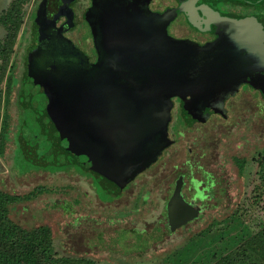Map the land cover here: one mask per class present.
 <instances>
[{
    "label": "rangeland",
    "instance_id": "1",
    "mask_svg": "<svg viewBox=\"0 0 264 264\" xmlns=\"http://www.w3.org/2000/svg\"><path fill=\"white\" fill-rule=\"evenodd\" d=\"M8 1L1 0L0 9ZM9 46L7 63L12 70L5 74L2 70L0 78V189L18 195L8 206L11 222L47 231L49 242L41 249L44 264H264L260 249L241 248L264 221V196L257 204L252 191L257 179L262 181L259 171L264 170V112L261 118L254 109L243 112L237 96L227 117L212 116L195 129L182 127L185 135L177 137L178 142L146 175L109 200L96 181L75 171L20 172L28 161L25 157L14 167L18 79L13 66L19 49L15 43ZM25 120L22 137L28 150L31 136ZM196 133L202 145H207L200 163L217 177L216 199L209 201L199 219L176 230L185 220L171 226L159 222L165 187L174 171L186 169V148L193 146ZM195 176L203 177L199 171Z\"/></svg>",
    "mask_w": 264,
    "mask_h": 264
},
{
    "label": "flooded vegetation",
    "instance_id": "2",
    "mask_svg": "<svg viewBox=\"0 0 264 264\" xmlns=\"http://www.w3.org/2000/svg\"><path fill=\"white\" fill-rule=\"evenodd\" d=\"M115 1L130 4L115 6L118 10L128 9L130 12H104L105 9L111 10ZM94 2L96 32L89 22ZM146 8L166 22V31L171 37L193 46L209 48L211 53L208 52V57L224 51L223 57L229 65L236 67L235 73L239 74L229 79L227 88L213 100L204 101L191 95L172 97V118L167 130L170 142L158 157L136 173L122 189L114 185L115 191L107 189L94 175L101 191L115 195L113 199L120 197L139 176L146 175V171L163 157L164 152L178 142L177 137L185 135L180 129H195L212 116L227 117L230 103L237 96L241 99L243 112L254 109L256 117L261 118L264 112V62L260 60L259 51L264 48V0H9L0 9V78L3 79L2 70L3 74L12 70V64L7 63L9 45L18 44L19 49L13 66L17 67L18 79V139L24 134V127L20 129L19 125H23L21 110L25 105L19 92L25 90L31 97L40 93L47 105L48 98L56 99L61 92L69 89L73 76L80 79L102 57L107 56V51H110L106 39L108 32L103 30V25L108 29L112 25L109 24L110 18L115 19L114 25L122 27L131 24L123 19L138 18L132 24L137 28L146 25ZM145 32L146 29H137L130 45L114 47L109 58L130 55L135 59H146V38H139V34L145 35ZM233 86L236 89L231 92ZM197 92L195 89L194 93ZM220 105L225 110L223 113L215 110ZM51 115L55 116V113ZM46 120L50 130L48 115ZM52 141L67 162V151L58 150L53 138ZM200 141L196 133L191 142L193 146L186 148L187 158L183 163L186 169L174 171L175 176L165 187L164 210L159 222L170 226L174 221L185 220V224L177 226L176 230L199 219L209 201L216 199L214 189L217 177L200 163L206 154L203 148L207 147ZM16 146L15 141L14 149ZM78 164L91 171L84 164ZM173 168L176 170L178 165L174 164ZM196 171L203 177H196ZM221 194L219 192V197ZM180 201L185 205L186 215L191 221H187L181 213Z\"/></svg>",
    "mask_w": 264,
    "mask_h": 264
},
{
    "label": "water",
    "instance_id": "3",
    "mask_svg": "<svg viewBox=\"0 0 264 264\" xmlns=\"http://www.w3.org/2000/svg\"><path fill=\"white\" fill-rule=\"evenodd\" d=\"M95 5L89 22L96 32ZM119 5L130 4L115 1L104 12H130L118 10L115 6ZM114 20L110 18L108 29L103 25L108 32L107 56L80 79L73 76L69 89L56 99L48 98L46 106L50 134L58 150L67 151L66 161L84 164L111 191H115L114 185L122 189L169 144L172 97L213 100L239 74L223 57L224 51L208 57L209 48L171 37L166 22L147 8L146 25L135 28L132 24L138 18L123 19L131 23L126 27L114 25ZM137 29H146L145 35L139 34L146 38V59L126 54L109 58L114 47L130 45ZM259 52L264 62V48ZM216 108L225 111L221 105ZM179 207L191 221L181 201Z\"/></svg>",
    "mask_w": 264,
    "mask_h": 264
},
{
    "label": "trees",
    "instance_id": "4",
    "mask_svg": "<svg viewBox=\"0 0 264 264\" xmlns=\"http://www.w3.org/2000/svg\"><path fill=\"white\" fill-rule=\"evenodd\" d=\"M19 95L22 101L25 102L22 108L23 110H21V117L23 120L27 118L25 120V128H27L28 133H30L29 136H31V139H28L30 142L28 150H24L25 145L23 144L22 136L16 139L17 146L12 152L14 167L17 169L20 164L19 162L25 157L28 161L20 172L27 170H43L50 173L75 171L78 174L89 176L97 182L91 171L84 169L78 163L69 164L65 162L63 153L57 151L56 145L52 141L48 122L46 120L47 105L44 103V97L40 93L39 95L34 94V97H31L25 90H22V92L20 91ZM21 127H23L22 124L19 125L20 129ZM42 151L43 153H41ZM259 172H261L262 181L260 182V180L257 179L252 186V191L254 192L253 197L257 204H260V200L263 199L264 196V193H262L264 170ZM102 193L107 195L109 200L115 197V195L110 192ZM17 199L18 195L0 189V264H44V262H42L44 252H41V249L43 250L48 245L47 243L49 240L46 233L47 231L43 228H23L11 222L8 218V206L16 202ZM102 232L103 231L100 230V239L102 238ZM110 238L111 236L108 237V239ZM112 241H114L115 244L118 242L116 237H113ZM241 248L245 251H248L249 248L252 250L260 249L262 254H264V221L254 235L246 237Z\"/></svg>",
    "mask_w": 264,
    "mask_h": 264
}]
</instances>
